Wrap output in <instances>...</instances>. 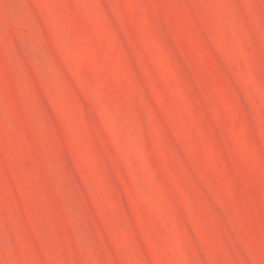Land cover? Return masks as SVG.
<instances>
[{
	"label": "rangeland",
	"instance_id": "1",
	"mask_svg": "<svg viewBox=\"0 0 264 264\" xmlns=\"http://www.w3.org/2000/svg\"><path fill=\"white\" fill-rule=\"evenodd\" d=\"M0 264H264V0H0Z\"/></svg>",
	"mask_w": 264,
	"mask_h": 264
}]
</instances>
